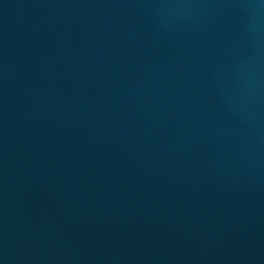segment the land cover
Returning <instances> with one entry per match:
<instances>
[{
  "label": "water",
  "instance_id": "obj_1",
  "mask_svg": "<svg viewBox=\"0 0 264 264\" xmlns=\"http://www.w3.org/2000/svg\"><path fill=\"white\" fill-rule=\"evenodd\" d=\"M0 264H264V0H0Z\"/></svg>",
  "mask_w": 264,
  "mask_h": 264
}]
</instances>
